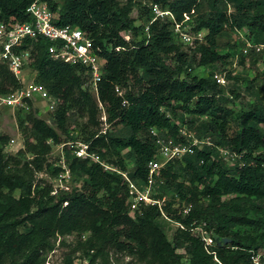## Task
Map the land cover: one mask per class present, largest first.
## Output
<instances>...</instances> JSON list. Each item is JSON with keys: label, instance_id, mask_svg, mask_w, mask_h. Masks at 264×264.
I'll list each match as a JSON object with an SVG mask.
<instances>
[{"label": "trees", "instance_id": "trees-1", "mask_svg": "<svg viewBox=\"0 0 264 264\" xmlns=\"http://www.w3.org/2000/svg\"><path fill=\"white\" fill-rule=\"evenodd\" d=\"M31 1L0 0V22L29 20L26 8ZM122 1L49 2L56 14L54 23L87 32L94 52L103 60L95 93L85 85L87 68L52 58L47 38H26L19 48L29 51L35 82L43 84L57 104L49 122L35 115L29 101L26 115L18 119L24 146L18 152L31 154L35 170L42 171L51 146L64 144L66 156L72 159L69 170L81 173L84 180L78 188L53 193L50 183L34 182L29 171L12 167L17 160L4 152L8 137L0 134V264H46L56 239L71 234L75 243L63 264H73V255L79 251L98 264H116L112 253L130 255L138 264H184V256L187 264H253L252 251L264 252V84L255 92L254 103L235 111L222 100L240 97L239 88L230 87L229 98H224L226 85L218 84L212 75L227 60L236 62L237 54L240 62L247 59L253 65L262 54L253 49L247 55L241 50L221 53L217 37L225 28L245 27L250 42H263L264 0ZM151 2L170 11L177 22L188 17L190 33L202 32L201 39L182 49L184 43L174 35L172 21H152ZM229 2L233 11H228ZM134 7L135 19L130 16ZM126 31L142 37L129 41L123 36ZM201 68L206 69L205 76L194 73ZM252 83L246 90L253 89ZM22 85L0 62V95ZM98 102L107 118L104 133ZM83 115L87 117L83 128L88 131L80 142L88 143L102 163L79 159L66 145L67 139L76 142L69 128ZM231 121L236 128L230 131ZM178 123L199 138L210 136L215 146L242 154L243 164L227 165L215 146L195 148L160 169L159 189L171 190L183 206L191 204L189 212L174 208L172 197L160 207L141 206L130 214L122 172L143 185L147 164L158 149L151 129L175 138ZM60 171L52 167L50 174ZM161 214L183 226L172 240L158 222ZM193 220L206 221L214 240L209 248L198 231L189 229Z\"/></svg>", "mask_w": 264, "mask_h": 264}, {"label": "built area", "instance_id": "built-area-1", "mask_svg": "<svg viewBox=\"0 0 264 264\" xmlns=\"http://www.w3.org/2000/svg\"><path fill=\"white\" fill-rule=\"evenodd\" d=\"M50 0H32L26 8L29 20L17 22L13 24H5L0 22V62L5 63L8 69L18 78L22 74L23 67L29 63L30 54L28 50L19 49L24 39H36L39 36L47 38L51 44L48 47L50 56L71 64H81L87 68L89 73L86 86H89L94 93L96 85L101 79L103 60L94 52L92 47V39L87 32L78 27L70 25L58 26L54 23L56 14L52 11ZM153 20H169L172 21L173 33L177 39L184 44H191L194 39H201L202 32L190 33L189 25L186 23L188 17L183 21L177 22L173 14L162 9L157 3H149ZM148 27H145L147 32ZM253 49L255 53L264 51V41L261 43H252L245 40L241 49L243 55H247L249 50ZM213 79L220 85H225V79L219 72H214ZM115 91L121 94L118 87ZM41 100L47 106V111L52 112L57 104V100L53 98L47 91L46 87L38 82L32 81L27 85H22L7 95H0V105L10 107H20L29 109V101ZM125 103V102H124ZM101 109L99 116L100 132L104 133L108 127L107 118L103 105L98 102ZM103 111V112H102ZM169 116V114H167ZM151 132L157 136L156 143L158 146L155 158L151 159L148 164V175L143 185H138L130 180L126 172H122L127 182L128 197L126 203L129 207L130 214L138 210L141 206H162L164 198L158 199L153 194L159 189L163 181L160 178V169L170 160L180 159L187 154H192L196 149L204 146H215L210 136L197 137L194 130L189 129L187 125L178 123L177 137L170 134H162L156 128H152ZM71 154L82 160H90L100 162L99 156L89 150L88 143L71 144ZM218 156L227 164H243L242 154L236 153L224 146H215ZM102 163V162H100ZM105 168L112 169L109 166ZM69 172H59L55 176V180L67 182L69 180ZM64 190H69L67 186ZM55 191L53 190V193ZM191 204L182 207V213H188ZM177 223V222H176ZM178 226L183 227L179 223ZM190 230L198 231L201 240L206 248L214 244L211 233L207 230L205 220H193L189 226ZM253 264H264V252H253L250 256Z\"/></svg>", "mask_w": 264, "mask_h": 264}, {"label": "rangeland", "instance_id": "rangeland-1", "mask_svg": "<svg viewBox=\"0 0 264 264\" xmlns=\"http://www.w3.org/2000/svg\"><path fill=\"white\" fill-rule=\"evenodd\" d=\"M125 0H123L121 3H124ZM228 11H233V6L229 2L228 3ZM130 16L132 18H136L137 16V9L134 7L131 11ZM247 30L245 27L239 29V30H230L228 28L223 29V31L219 34L217 37L218 39V50L221 53L227 52L229 50L238 52L243 47V42L245 40H249L250 38L247 35ZM123 36L131 41H138L142 37V34H138V36H133L130 31L123 32ZM186 46L182 47V49H186ZM236 62L228 63L229 60L220 68L217 70V72L221 73L222 76L225 79V91H224V98H227L228 95L230 96V87L236 86L240 90V97L228 99V100H222V103L227 105L228 107L232 108L235 111H238L239 109L246 108L248 104L254 103L257 99L256 97V91L261 90L264 84V51L262 54H260L257 57L256 62L254 65L252 64L251 60L242 59L243 61L240 62V55L237 54V57L235 58ZM194 73H198L201 76L206 75V69L201 68L199 70H196ZM228 76V77H227ZM21 82L23 85H27L28 83L35 81V72L33 68L31 67L30 63L26 64L23 67L22 74L20 75ZM253 81V89L246 90V85L249 83V81ZM92 90V89H91ZM94 93V91H92ZM91 93V94H92ZM260 97H263L262 91H259ZM94 95V94H92ZM95 97V95H94ZM229 98V97H228ZM20 109V110H19ZM104 109V106H103ZM22 110V111H21ZM31 110L35 112V115L39 118H43L45 120H50L49 118V112L47 111V106L44 101L36 100L32 101ZM26 111H28V108H20V107H10V106H3L0 105V134L7 135L8 142L3 146L4 152L7 155L14 156L17 160V165L13 164L12 167H17L19 169H25L26 172L31 173L32 179H34V182H37L38 180H42L44 182H48L52 185V188L54 191H60L64 190L63 187L67 186L69 190H72L73 188H78L82 185L84 176L79 172H71L69 170V163L71 162V157L66 156V152L64 150V144L59 145H52L51 150L48 154H46V161L43 164L42 171H36L34 165L31 163V159L33 156L29 153H20L18 150L23 149V138L18 128V119L20 117H24L26 115ZM103 112V111H102ZM101 114V109H99L98 117ZM51 122V120L49 121ZM87 123V117L86 115L83 116H77L75 119V122H72L70 126V131L73 132L75 140V143H78L83 140V138L87 135L88 129L85 127L83 128V125ZM83 128V129H82ZM236 126L233 121L230 122V131L231 129H235ZM51 143V141H49ZM70 140L67 139L66 145L70 144ZM110 166V165H109ZM52 167H59L61 169V172H69V180L65 182L64 180L59 181L55 180V176H51L50 169ZM132 166L131 164L128 167V170H131ZM19 191L15 193L17 196ZM156 198L158 196H162L164 200H169L172 197H175L176 204H174V208H180L183 207V202L176 197L175 194L171 190H160L156 189L153 194ZM162 202V199H161ZM158 222L160 226L162 227L165 235L167 236L168 240H172L173 234L179 227L176 221L171 219V217L167 216L166 214H161L158 218ZM75 243V236L73 234L65 236V237H59L56 239L55 247L52 251L48 252L46 254V264H63V260L65 258V255L69 253L70 249L73 248ZM91 255L84 252H76L73 255V264H98L99 261H92ZM111 260L115 262L116 264H138L136 263L135 259L127 255L125 253H112L110 254ZM184 264L186 260V256L182 258Z\"/></svg>", "mask_w": 264, "mask_h": 264}]
</instances>
